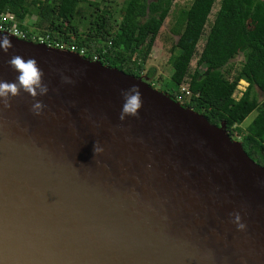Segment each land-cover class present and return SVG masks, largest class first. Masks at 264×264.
Masks as SVG:
<instances>
[{"label": "water", "instance_id": "95a60500", "mask_svg": "<svg viewBox=\"0 0 264 264\" xmlns=\"http://www.w3.org/2000/svg\"><path fill=\"white\" fill-rule=\"evenodd\" d=\"M4 35L0 81L35 58L49 91L40 116L23 92L0 106V264H264V168L224 127L147 77ZM133 85L142 107L120 121Z\"/></svg>", "mask_w": 264, "mask_h": 264}, {"label": "trees", "instance_id": "16d2710c", "mask_svg": "<svg viewBox=\"0 0 264 264\" xmlns=\"http://www.w3.org/2000/svg\"><path fill=\"white\" fill-rule=\"evenodd\" d=\"M84 1L55 0V5L49 8L40 0H0V15H13L19 28L25 30L21 24L30 13V6L36 8L37 5L36 10L46 20L50 34L42 36L48 35L66 48L83 50L84 58L90 61L95 57L104 66L141 77L145 61L175 0H125L116 25L111 22L110 12L102 11L94 16L87 34L82 36L72 28V19L78 4ZM216 1L192 0L190 6L181 11L173 29L178 40L170 58L172 74L162 91L177 102L181 96L180 86L186 83L190 97L183 99L181 106L201 115L212 127H224L230 137L233 130L239 134L237 126L260 107L239 144L255 164L264 168V102L259 104L253 93L254 88L264 93L262 2L220 0L196 66L189 72ZM90 5L97 8L93 2ZM240 55L243 62L230 79L224 69ZM240 81L246 82L247 88L235 99L233 94Z\"/></svg>", "mask_w": 264, "mask_h": 264}, {"label": "rangeland", "instance_id": "374dc122", "mask_svg": "<svg viewBox=\"0 0 264 264\" xmlns=\"http://www.w3.org/2000/svg\"><path fill=\"white\" fill-rule=\"evenodd\" d=\"M40 1H42L44 5H47L49 8L55 5V0H40ZM124 1L125 0H85L84 2H81L80 4H78L75 15L72 19V28H75L79 33V35L82 36L86 35L90 27L89 25L90 22L93 20L96 14H100V12L102 11L110 12L111 20H112L111 22L114 25H116L120 20L121 8L124 4ZM219 1L220 0H217L216 3L214 4V7L208 19V24L206 25L201 40L197 45L196 54L190 63L189 72H192L196 66L197 59L199 57V54L201 52V49L203 47L207 35L209 24L213 20L214 13L217 11ZM260 1L262 2L264 8V0H260ZM91 2L97 4V8L91 6L90 5ZM191 2L192 0L174 1L165 21L163 22L162 27L160 28V31L158 32V35L154 41L150 55L148 56V59L145 61L144 73L142 74L141 77H147L149 73H151V75L148 76L149 78L148 80L150 81L149 85L156 91L163 92L162 91L163 85L170 80V76L172 74L170 58L172 51L175 47V44L178 40V34H176L173 30L174 25L176 20L179 18L181 11L187 9L190 6ZM36 8L30 6V13L24 19L21 26L25 30L35 35L36 37H42L43 34H49V32L46 29V20H44V18L39 16ZM242 62H243L242 56L241 55L236 56L225 67L224 70L228 71V74L230 75L228 77L230 79L233 77L235 72L240 68ZM246 88H247V83L244 81H240L236 87L233 97L235 99H239L242 96L243 92L246 90ZM180 93H181L180 94L181 98L178 99L177 103L181 105L183 99L187 100L190 97L186 83L181 84ZM253 93L255 94L258 103L262 104L264 102V93L260 92L256 88H254ZM259 112H260V107L254 110L243 121L241 125L237 126V129L239 130V134L237 133L236 130H233L232 136L231 137L229 136L230 140L235 143H239L243 135H245L246 128Z\"/></svg>", "mask_w": 264, "mask_h": 264}, {"label": "clouds", "instance_id": "9594fccd", "mask_svg": "<svg viewBox=\"0 0 264 264\" xmlns=\"http://www.w3.org/2000/svg\"><path fill=\"white\" fill-rule=\"evenodd\" d=\"M12 47V42L7 35L0 36V50L7 53ZM8 64L18 75L14 82L0 81V106L4 109L10 108L11 102L23 92L32 98L33 103L30 111L35 116H40L43 113L45 105L36 98L47 95L49 89L47 84L43 82L44 72L39 67L37 60L35 58L25 59L20 55H13L9 59ZM63 79L65 82H70L66 77ZM121 96L124 103L119 120L124 121L126 117H137L138 110L142 107L139 87L133 85L127 90H122ZM102 152L103 148L96 142L94 144V153L98 154ZM231 222L236 226L238 231L246 230L247 226L242 222V217L239 212H233L231 214Z\"/></svg>", "mask_w": 264, "mask_h": 264}, {"label": "built area", "instance_id": "2783aa9c", "mask_svg": "<svg viewBox=\"0 0 264 264\" xmlns=\"http://www.w3.org/2000/svg\"><path fill=\"white\" fill-rule=\"evenodd\" d=\"M0 32L6 33L8 35H12L18 39L32 41L34 43H39V44H45L48 47H55L57 49H63V50L75 52V53H78L82 57H84L85 55L83 50H80L78 52L74 47L66 48L64 45H61L60 43L53 42L52 40H50V37L48 35L42 36V37H36L35 35L32 34L30 36L28 32L19 28L18 22L16 21L14 16L8 13L4 15H0ZM93 61H97V58L94 57ZM180 98L181 97L179 96L177 98V101Z\"/></svg>", "mask_w": 264, "mask_h": 264}]
</instances>
